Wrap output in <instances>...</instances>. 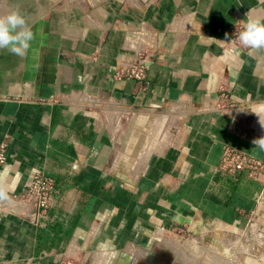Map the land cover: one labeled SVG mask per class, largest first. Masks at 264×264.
<instances>
[{
	"label": "crops",
	"instance_id": "obj_1",
	"mask_svg": "<svg viewBox=\"0 0 264 264\" xmlns=\"http://www.w3.org/2000/svg\"><path fill=\"white\" fill-rule=\"evenodd\" d=\"M13 9L35 40L0 49V175L14 194L53 176L56 204L0 212V263L264 264L244 236L264 225L263 183L215 170L226 144L264 160V50L231 31L264 0H5L0 16ZM140 58L147 89L116 76Z\"/></svg>",
	"mask_w": 264,
	"mask_h": 264
},
{
	"label": "built area",
	"instance_id": "obj_2",
	"mask_svg": "<svg viewBox=\"0 0 264 264\" xmlns=\"http://www.w3.org/2000/svg\"><path fill=\"white\" fill-rule=\"evenodd\" d=\"M242 26L243 21H240L236 23L231 30L232 41L236 45H240L237 37L239 32L242 30ZM148 69L149 67L147 65L146 59L140 58L137 62L117 70L116 76L118 78L125 77L141 81L144 83V89H147ZM220 97L224 101V103H222V107L236 106V103L230 100L227 93H222ZM49 100L57 101L59 99L57 97H52L49 98ZM6 160L7 144L3 142L0 144V165L4 164ZM215 170L218 173L227 174H236L240 171H247L252 178L263 183L262 193L264 194V160L250 153H247L229 144L223 145L221 160L216 165ZM55 184L56 181L53 176L42 171L36 172L31 183L25 189V191L16 194L9 193L11 201L0 202V212L7 213L8 209H10L12 205L28 202L34 205L39 215L45 216L48 211L56 204ZM173 230L181 232L182 230L187 229ZM244 236L250 237V241L254 242L256 245H264V225L258 223L256 219L253 220L246 226ZM64 264L73 263L70 260H65Z\"/></svg>",
	"mask_w": 264,
	"mask_h": 264
},
{
	"label": "clouds",
	"instance_id": "obj_3",
	"mask_svg": "<svg viewBox=\"0 0 264 264\" xmlns=\"http://www.w3.org/2000/svg\"><path fill=\"white\" fill-rule=\"evenodd\" d=\"M246 16L237 37L239 44L250 51L264 50V17L254 16L251 12ZM34 40L35 33L18 9L0 16V49H7L12 54L24 57ZM251 112L259 117V122L264 127V103L253 105ZM252 143L264 152V137L254 139ZM3 201L10 202L11 198L4 186L3 176L0 175V202Z\"/></svg>",
	"mask_w": 264,
	"mask_h": 264
},
{
	"label": "rangeland",
	"instance_id": "obj_4",
	"mask_svg": "<svg viewBox=\"0 0 264 264\" xmlns=\"http://www.w3.org/2000/svg\"><path fill=\"white\" fill-rule=\"evenodd\" d=\"M3 1H5V0H0V4H1V2H3ZM160 230H162V229H158V231H160ZM173 230V229H172ZM171 229H170V231L169 230H165V231H163V232H165L164 234L166 235V237H168V238H172V237H175L174 239L172 238L171 240H172V242H173V240H175V241H177V239H176V237H193L192 236V232H189L188 233V231L187 230H182L181 232H178V231H172ZM155 231H157L156 229H153V230H151L150 231V234H152V232H155ZM214 235H216L215 237H218V235L217 234H214ZM237 236V235H236ZM235 235L234 236H231V237H236ZM198 237H210V234H206V235H202V236H198ZM214 237V236H213ZM237 237H239V236H237ZM162 243H165V242H162ZM200 247H198V251H200V252H203V249L204 248H206V246H204L203 244H198ZM167 246V245H166ZM167 247H169V246H167ZM176 247V246H175ZM179 247V246H178ZM172 248V247H171ZM174 249V248H173ZM174 250H178V248L177 249H174ZM201 254V253H200ZM201 257H202V255H200ZM201 261V260H200ZM200 264H201V262H200Z\"/></svg>",
	"mask_w": 264,
	"mask_h": 264
}]
</instances>
